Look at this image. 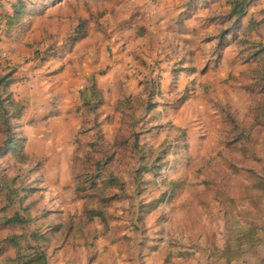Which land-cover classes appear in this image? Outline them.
Instances as JSON below:
<instances>
[{"label": "rangeland", "instance_id": "374dc122", "mask_svg": "<svg viewBox=\"0 0 264 264\" xmlns=\"http://www.w3.org/2000/svg\"><path fill=\"white\" fill-rule=\"evenodd\" d=\"M25 1L24 24L18 28L33 52L25 63L33 68L36 61L37 66L52 62L51 79L69 64L73 77L83 75L84 66L93 74L86 88L73 86L69 92L71 119L61 140L56 126L48 124L53 139L29 145L18 124L26 101H19L22 117L10 120L22 143L7 145L0 133V264L38 254L48 264H116L119 259L230 264L263 242L264 156L258 146L264 141L258 135L264 131V83L251 76L263 63L250 61L252 51L242 49L247 37L262 41L253 35L264 37V23L252 32L234 30L223 22L227 0H200L193 24L179 28L182 41L173 36L168 44L160 23L151 20L149 29L130 19L121 25L128 43L117 41L113 49L107 47L110 57L87 61L76 57L75 49L90 31L111 38L113 31L98 23L105 14L79 18V6L90 0ZM64 5L76 14L66 27ZM52 7L57 13L49 15ZM251 16L264 19V0H254L245 23ZM53 20L56 39L48 37ZM90 21L98 26L90 27ZM37 23L39 44L32 40L38 34L29 32ZM228 41L233 47L227 51ZM0 60L16 73L4 54ZM99 75L108 77L103 84ZM19 79V84L30 80ZM61 97L46 100L56 109L49 118L57 116ZM41 102L31 101L34 112L45 107ZM53 143L74 152L71 169L76 187H82V194L75 188L74 201L55 204L44 187L46 158L26 154L45 152ZM90 210L104 218H89ZM17 213L24 225L7 222ZM57 224L64 229L54 233Z\"/></svg>", "mask_w": 264, "mask_h": 264}, {"label": "crops", "instance_id": "0c3cea01", "mask_svg": "<svg viewBox=\"0 0 264 264\" xmlns=\"http://www.w3.org/2000/svg\"><path fill=\"white\" fill-rule=\"evenodd\" d=\"M2 1L3 7L0 8V16L11 15V1ZM82 2L86 1L82 0ZM87 2L85 3V6H79V18H81L82 20H88L90 18V14H105V20H99L98 23H104L105 29H107L109 32L113 31L111 38H109L108 40H106L101 32L97 31H90L85 36H83L84 38L81 39L75 49V51L79 54L76 55V53H74V55L76 57L80 55V57L84 58L87 61L92 60V58L101 60L104 59L106 55L110 57L112 53L109 52V47L110 49H113V47L116 44H119V42L121 44L128 43V30H122L121 25L123 26L125 21L130 19L135 20V26H137L138 23L140 25L148 27L149 29L151 20L155 21V23H160V27L164 28L167 38L166 43L168 44L171 42L170 40L173 36H175L178 41H182L183 35L180 34L179 31L180 29H183L187 24H193V19L196 17V12L198 9L197 6L200 3L199 0H102L99 3L95 2V0H90ZM223 7L226 12L230 10V6H228L227 3H223ZM57 10L58 7H52L48 9V14H55L57 13ZM63 12L62 25L64 27H66L67 25H72L71 19L76 17L75 11L73 9H70V7L64 5ZM246 17L242 19L243 28H247L250 21L254 18L253 16H251L248 23H245L244 19ZM5 23L6 22L3 20V29H5ZM56 23L57 20L48 22L47 28L49 38L54 37V39H56ZM98 23L97 21H95L94 23L90 21L89 26H98ZM38 24L39 23H37V25H31V30L29 32L31 34L34 33L33 35H35L36 33L38 34V36L35 35L36 37L32 36V40L38 42L39 44V41L42 39L39 35L40 33ZM21 32L22 31L19 30V28H16L14 29L12 36H6L4 34L1 36L2 38L0 40V55L4 54L9 60V65L17 68L14 77L19 78L27 76L30 79L25 84H19L18 82L13 83L10 86V91L12 92L15 101H26L27 103L26 113L24 117L18 121V124L21 127V131L27 136L29 145L37 142L38 140L42 142V140L49 138L48 133L50 129L48 128V124H53L54 126H56V129H58L60 136V139L56 138V140H61L62 135L66 134L69 130L68 124H70V122H67L66 120L71 119V117L67 114L70 111L69 92L72 90L73 86L76 87L75 89L79 88L81 85L83 88H86L89 81L88 77L93 74V71L89 66H84L86 72H84L83 75L79 74L76 77H73L71 74L72 65L69 64L62 71H58L57 76H55L56 78H48L47 75L50 71H48L47 68L51 66L49 64H52V62H47L44 65L37 66L38 61H36L34 64L35 67L33 68L30 67L31 65H33V63H25L24 59L28 56H31L32 51L29 47H27L29 37L21 35ZM253 38L264 41V37L262 35H253ZM168 39L169 42H167ZM117 41L119 42L117 43ZM231 45V42H228L226 46L227 51L230 50L231 47H233ZM166 51H168V48H166ZM228 54L229 53L227 52L223 56L224 61L229 58ZM75 56H73V58ZM1 63L0 75H3L4 68L7 67V65L2 60ZM110 74L108 76H110ZM113 75H115L114 72ZM98 77L99 84H103L105 79L108 78L101 75H99ZM252 81H255L257 83L258 79L253 80L252 78ZM243 91L245 92L246 90L244 89ZM58 93H61L63 102L60 105H56V107L58 108L57 116L49 118V114L52 111L55 112L56 109L50 104L48 107V104H45L46 100L49 98V96H52V94ZM33 100H43L41 104L43 103L45 107H39L40 110L38 109L36 112H34L33 108H31V101ZM262 125L264 126V118L262 119ZM258 136L260 141H264V131L259 133ZM49 139L52 140L53 137ZM39 141L37 143H39ZM46 142L47 141H45V143ZM258 148L259 150H261V155L264 156V144H261L260 146H258ZM73 153L74 152L72 150H67L63 147H56L55 143H53L49 147H46L45 152H30L26 150V154L29 155L32 159L46 158L43 162V168L41 170L45 175V179L43 180L44 187L49 191L48 193L50 194V196H53L52 200L55 204H61L62 202H67L68 200L74 201V199L76 198V179L74 178L73 171L71 169V164H73ZM246 253V255L242 256L241 258H237L230 264H264V241L259 243L254 249L250 250L249 252L246 251ZM116 264L140 263L136 261L126 262V260L119 259L118 261H116Z\"/></svg>", "mask_w": 264, "mask_h": 264}, {"label": "trees", "instance_id": "16d2710c", "mask_svg": "<svg viewBox=\"0 0 264 264\" xmlns=\"http://www.w3.org/2000/svg\"><path fill=\"white\" fill-rule=\"evenodd\" d=\"M200 1V0H199ZM254 0H227L226 3L228 6H230V10L226 14V18L223 20V22H231L232 23V29H241L242 28V19L248 15V10L253 4ZM27 11V2L25 0H16L15 3H12V14L11 15H5L0 16V38L2 35L6 36H12L14 29L22 26L24 15ZM5 21V29H3L2 21ZM264 23V19L257 20L253 18L249 26L245 29L248 31H255L258 26ZM232 32V31H231ZM236 36H234V39H236ZM229 42V41H228ZM227 42V44H228ZM247 47L242 50H251L252 54L249 58L250 61H259L263 63L262 69L256 70L254 74L252 75V78L254 80L261 81L264 83V42H255L250 41L247 38H245V41L243 43ZM242 45V44H241ZM248 60V61H249ZM1 60H0V66H1ZM15 70L11 69L10 66H7L4 68V74L0 75V133H4L6 137V144L10 145L12 142H18L22 143V140L15 136V134L11 131V125L10 120L12 118H19L22 117L24 111L22 102H17L13 98L12 92L10 91V86L13 83H18L21 81V79L14 77ZM16 109L20 112L16 113L15 115L13 113H10L11 109ZM20 153L19 151L16 153ZM77 178V177H76ZM77 180H80L77 178ZM81 184H79L76 187V191L78 194H82ZM16 192V191H14ZM12 203V202H11ZM86 216H89V218H94L96 216L103 217V214L99 210H90L87 211ZM7 222L10 225L20 226L24 225L26 223V219L23 218V216L20 213H17L15 216L8 218ZM75 225L70 226L69 228L72 229ZM63 228V224H57L53 225L52 231L54 233H59ZM34 237V235H33ZM35 237H37L35 235ZM45 237H40L42 240ZM29 259V261H28ZM26 259L25 257L19 256L17 257L15 264H48L47 259H44L41 254H38L36 256H32L31 258L28 257Z\"/></svg>", "mask_w": 264, "mask_h": 264}]
</instances>
